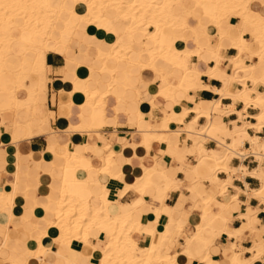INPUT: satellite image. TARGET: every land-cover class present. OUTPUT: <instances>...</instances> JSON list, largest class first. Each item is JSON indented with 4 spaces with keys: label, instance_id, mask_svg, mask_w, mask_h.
Masks as SVG:
<instances>
[{
    "label": "crops",
    "instance_id": "obj_1",
    "mask_svg": "<svg viewBox=\"0 0 264 264\" xmlns=\"http://www.w3.org/2000/svg\"><path fill=\"white\" fill-rule=\"evenodd\" d=\"M251 4L254 10L264 14V0H253ZM191 6L192 0H186L185 4L176 6V11L182 13ZM189 24L196 26L198 24L197 17H191ZM201 26L202 35L199 37V42L207 41L205 35H213L215 42L220 41L218 31L211 25L209 18H205ZM221 27L223 29L241 28L242 24L237 15H230L222 21ZM124 28L125 26L119 30L121 35L125 34ZM99 34L102 35L101 32ZM246 36L249 38L250 46H245L244 50L258 53L259 43L254 41L250 29ZM64 41L70 43L67 37H64ZM80 41V39H76L72 42L67 52L50 51L47 53L45 71L39 76L42 82L39 92L42 95L38 101H34V96H32L37 93V83L34 77L25 76L22 82H19L12 70V64L10 71L0 73V110H3L0 114V192L6 194L16 192L13 206H7L0 202V264H13L16 260L13 250L16 248L21 253L34 250L47 220H55L53 211L49 209L48 196L52 195L51 199L60 197V179L62 177L60 174L63 173L59 170L62 160L56 153L55 145L57 143L62 145L72 143L73 150L81 151L89 159H92L96 167H92L93 170L80 168L77 176L82 179H90V182H94L96 185L98 179L107 182L111 192L110 198L113 199L112 202H115L111 203L109 207L112 214L121 213L127 205L134 203H132L134 205L133 217L141 221V231H133L132 238L139 247H146L152 240L149 233L154 232L155 240L163 251L171 250V253H178L174 264H207V257L216 261L217 264H233L235 253L241 248L245 249L246 264H264V195L260 193L262 180L258 177L261 175L264 178V154L256 153L255 157L243 160V155L233 152L230 148L232 134L235 136L246 134L247 139L244 146L246 148L251 146L250 151L253 150V147L264 144V124L261 125V129H258L259 121L255 117L261 112L260 105L264 106V85L258 83L256 86L263 95L251 91L248 95V102L244 100L234 102L230 96L222 97L217 93L214 89H223L225 86L220 77L203 74V83L193 89L197 73H207L215 67L212 51L216 49V45L212 43L211 50L202 52L201 57L193 55L192 58H186L187 62H192L194 65L193 68L187 70L184 80V85L189 91L181 89L173 97L168 98L157 96L153 103H149L154 95V87H160L162 82L158 78L153 81L152 73L142 72L139 77V73L135 69L131 80L129 79L136 85L134 90L143 93L142 113L147 114L148 119L159 128L156 130L157 134L169 136L168 141L163 143L155 141L152 147L147 149L148 151L133 143V137L136 142L142 140L140 134L149 131V124L144 119L138 121L137 127L128 124L131 119L130 115L136 111V105L132 98L134 91L130 90L126 102L121 103L119 96L122 95L123 90L119 87H116L115 93H111L105 99V112L107 117H110V121L105 127L68 133L70 122L81 123V113H88L91 109L89 106L83 109L78 103H73L70 107L69 119L59 118L60 89L55 85L57 81L64 78V71L66 72L68 69V60L74 58V60L82 62L86 59V52L81 48ZM85 41L92 43L91 37L86 38ZM125 42L129 43V41ZM142 42L144 41L142 40ZM131 44L136 45V41ZM187 44L192 48L195 47L192 39H189ZM25 46L22 43L16 44L13 49L15 55L21 56L26 50ZM88 54L93 58V65L101 64L94 47L89 48ZM238 54V49L232 46L222 51L223 60L220 65L222 69L220 74L232 75L234 65L229 57L235 58ZM246 65L256 66L255 75L258 78L263 77L264 60L260 61L256 56L247 57ZM156 68H160L159 62L156 64ZM59 69H63V71H57ZM169 74L171 75V72H167V76H170ZM244 74V72H239V75L242 76L241 79L245 78ZM92 76L96 81L95 79H101L103 75L94 74ZM116 76L118 75L115 74ZM119 76L123 81L126 77L123 70ZM103 80L105 81L103 85L93 84L91 87L99 88L102 91L108 90V82L112 80V77L105 76ZM170 81L176 83L177 79L171 77ZM245 81L247 86L253 87L252 80L246 79ZM20 86L31 93L29 100L31 106L29 107L28 104L14 110L12 92H19ZM81 86L82 83L79 82L77 87ZM232 86L233 91L244 88V85L239 81H235ZM19 95L26 96L23 91H20ZM72 100L78 102L81 100V96L77 95ZM218 100L221 103L214 105V102ZM176 101H180V105L184 107L191 106L190 101L198 103L203 107L205 114L190 113L185 117L184 123L171 129L160 128L165 114L176 111ZM32 118L33 130L36 132L29 136L26 125L30 124ZM40 120L48 122L51 130L37 133L41 126ZM15 121L20 123L16 125L15 129L17 139L14 141L4 140L2 135L12 131V123ZM179 125L180 130L177 128ZM183 125L196 128L194 127V130L183 129ZM204 132L206 135H203ZM211 132L214 133L213 136L209 135ZM255 136L259 138V141L251 144L248 138ZM203 137L209 138L208 142L205 141L208 149L216 148L219 143L228 148V154L224 160V166L228 168V171L211 170L209 164L199 165L194 151L196 144ZM130 144L132 145L128 146ZM108 145L118 153L116 156L118 167L115 171L120 173V181L135 182L142 174L144 165L153 164L151 167L152 181L148 185L145 184L142 195L129 191L118 203L116 202L123 184L119 180L106 177L98 170V167L103 164L97 155L105 154L103 149ZM86 146L89 148L86 149ZM16 151H18V160L15 157ZM241 163L247 167L244 179L242 172L235 171L241 166ZM17 164L19 165L18 183L14 188L12 182L16 181L14 173ZM66 164L73 167L75 162L68 159ZM228 172H233V176L230 177ZM147 190L150 192H146ZM79 193L82 200L88 199L91 204H102L99 197L100 188L90 191L84 196ZM147 194H150L148 198H146ZM208 196L213 199L211 209L214 216L212 215L208 221H203V216L206 213L204 198ZM178 203L182 204L181 209L185 213L186 221H182L183 227L179 239L175 242L170 241L174 232L169 231L168 241L164 243L163 235L167 231L169 215L162 213L156 220L152 209L166 207L165 211L170 213V208ZM226 203L227 205H225ZM220 204L221 206L225 205L224 209ZM199 233L204 240L196 239ZM57 235L58 229L51 227L49 234L44 238V243L52 252H60L63 256L51 254L46 257L45 261L36 259L33 264H101L102 253L98 250L104 249L105 242L109 240V236L105 232L98 233L95 229L92 230L89 242L96 244V250L78 239H74L70 246L64 245L57 239ZM235 245L236 248H234ZM64 256H68V259ZM152 264L171 263L156 260Z\"/></svg>",
    "mask_w": 264,
    "mask_h": 264
},
{
    "label": "bare ground",
    "instance_id": "obj_2",
    "mask_svg": "<svg viewBox=\"0 0 264 264\" xmlns=\"http://www.w3.org/2000/svg\"><path fill=\"white\" fill-rule=\"evenodd\" d=\"M173 1L0 0V17L5 15L7 11L12 10V13L8 16L7 28L4 29L2 22H0V73L7 70L10 71V65L12 64V70L16 74L19 82H22L25 76L34 77L37 83V93L32 96H34V101H38L42 95L39 92L42 84L39 76L45 71L47 53L50 51L67 52L71 43L76 41V39H80L81 48L86 52V59L82 62L76 61L74 58L68 60V69L66 72L64 71V78L57 81L55 85L56 88L60 89L59 118L69 119L70 107L73 103H78L83 109L87 106L91 107V109L88 113H81V123L74 124L71 121L72 123L70 122L67 132L72 133L89 128L96 129L105 127L110 121V117L108 118L105 112L106 97L111 95V93H115V88L119 87L123 90L122 95L119 96V102L125 103L128 92L133 90L134 96L132 95V98L136 105V111L130 115L131 119L128 121V124L137 127L140 119L148 121L149 131L141 132L140 136L142 140L136 142L134 137L132 139L133 143L137 144L138 147H143L145 150L150 149L155 141L162 143L168 141L169 136L157 134L156 130L159 128L148 119L147 114L142 113L143 93L134 90L136 85L129 81L134 69L138 71L139 77L142 75V72L152 73L154 76L153 81H156V78H158L162 82L160 87H154V95H152V100L149 103H153L157 96L173 97L181 89L189 91L184 85V80L187 70L193 68L194 65L192 62H187L186 58H191L193 55L200 56L205 50H211V44L215 43L216 49L212 51L215 67L211 68L207 73H197V79L193 85V89L203 83L202 75L205 74L210 77L222 78L225 84L224 88L214 90L222 97L230 96L234 102L238 100L248 102V95L251 91H256L259 95H263V93L257 90L256 86L258 83L264 85V75L258 78L254 72L256 66L246 65V59L247 57L256 56L262 61L264 58L263 56L262 58L260 57V52L253 53L250 50H244V47L249 45V38L246 36L248 29H250L254 41L258 42L260 46H264V41L260 39L261 35L264 34V14L251 7L253 0H193L192 6L187 7L182 13L176 11V7L172 3ZM176 1L175 3H179V0ZM183 3L185 4V2ZM230 15H237L239 17L240 23L242 24L241 28L223 29L221 27L222 21L226 20ZM194 16L197 17L198 24L191 26L189 20ZM205 18H209L211 25L217 29L220 41L215 42L213 35H205L207 41L205 43L199 42V37L202 35L201 23ZM147 22L151 24L153 30H148L149 24L145 26ZM143 24L145 27V38L140 39L136 31L140 30ZM124 26H126V31L124 35H121L119 30ZM185 28L186 30H184ZM100 32L102 35L99 34ZM64 37H67L70 43L65 42ZM88 37L92 39L91 44L90 42H86L89 39L85 41ZM189 39L194 41L195 47L192 48L187 44ZM125 41H129V43L127 42V44ZM133 41H136V45L134 46L131 44ZM18 43L26 45V50L21 56H16L13 50L15 48L14 46ZM230 46L238 49L239 54L235 58L229 57L234 65V71L232 75L227 76L220 74V71H222L220 65L223 60L222 51ZM90 47H94L97 51L101 63L98 66L93 65V58L88 54ZM141 58H144L146 61L141 62ZM158 62L160 63L159 69L156 68ZM135 63H139L141 69L133 68ZM122 70L126 76L123 81L119 76L122 74ZM57 71H63V69ZM167 72H171V75L169 74L170 76H167ZM239 72L245 73L244 79H241L242 76L239 75ZM94 74L103 76L101 79H95L96 81H94L92 76ZM115 74L118 76L115 77ZM105 76L112 77V80L108 82V90L103 92L104 90L102 91L99 88L93 89L91 87L93 84L103 85ZM171 77H175L177 82L172 83L170 81ZM246 79L253 81V87L247 86ZM235 81L242 83L244 88L233 91L232 85ZM79 82L82 83L80 88L77 87ZM20 91L25 92L26 96H20ZM19 92H12L14 110L30 103L31 93L21 86ZM77 95L81 96V100L78 102L72 100ZM190 103L192 104L191 106L184 107L180 105V101H176V111L165 114L160 128L171 129L180 123H184L185 117L190 113H196L197 115L205 114L200 104L191 101ZM220 103V100H218L214 102V105H219ZM30 106L31 104H29ZM260 106L261 112L258 116H255L259 121L257 125L258 129H261V125L264 124V106ZM32 122L33 118L30 124L26 125L29 136L36 132L33 130ZM40 122L41 126L37 130V133L51 130L48 122L44 120H40ZM17 124L20 123L18 121L13 122L12 131L9 134L2 135L4 140L14 141L17 139L15 134ZM205 133L203 135H206ZM246 137V134H237V136L232 134L230 148L233 152H237L243 156L252 151L254 154H264L263 143L253 147L252 151L249 150L251 146L246 148L244 146ZM205 139L206 137H203L195 146L194 154L199 165L209 164L211 170L223 169L228 171V168L224 166L228 148L219 143L216 148L208 149L205 145ZM248 139L251 144L259 141V138L256 136L249 137ZM55 146L57 148L56 153L62 160L59 170L63 173L60 174L62 176L60 179V197L51 199L50 196L52 195L48 196L50 200L49 209L53 211L52 214L55 216V220H47L46 226L41 231V237L37 241L38 245L34 250H27L25 253L19 252L17 248L13 250L16 254V260L13 264H33L36 259L42 262L45 261L46 257L51 254L61 255L60 252H52L44 243V238L49 234L51 227L58 229L57 239L62 244L70 246L74 239H78L90 245L95 250L96 244L89 242L92 230L95 229L98 233L107 232L109 234V240L105 242L104 249L98 250L102 253V260L100 259L101 264H152L156 260L159 262L168 261L174 264L177 260L178 253H171V250L163 251L160 244L155 240L154 232L149 233L152 240L146 247H139L138 243L133 240V231H141V221L133 217V202H130L131 204L127 205L123 212L112 214L109 207L111 203L115 202H112L113 199L110 198V187L106 181L99 179L97 181V186L100 188L99 197L102 200L101 205L91 204L88 199L82 200L78 192L84 186L90 188L92 183L90 179L79 178L77 172L80 168L92 169L96 165L92 162V159H89L81 151L73 150L72 143L64 145L57 143ZM111 147L109 145L105 146L103 149L105 154L97 155L103 164L101 167H98V170L106 177L120 181V173L115 171L118 167L116 159L118 153L113 151ZM88 148L89 146H86V149ZM15 157L18 160V151H16ZM68 159H72L75 162L73 167H69L66 164ZM18 164L14 173L16 175V181L12 182L14 188L18 183ZM152 166L153 164L148 166L144 165L142 174L133 183L124 182L125 180L123 179V181H120L123 185L116 199L117 203L129 191H134L136 194L142 195L145 184L147 183L148 185L152 181ZM246 168L241 163V166L235 169V171L242 172V178L244 179V176L247 174ZM228 173L230 177L233 176V172ZM258 177L262 180L260 193L264 195V178L261 175H258ZM15 197L16 192L7 194L0 192V202L4 205L13 206ZM204 202L206 205V213L203 216V221H208L213 215L211 209L213 199L208 196L204 198ZM225 205L221 206L220 204L223 209ZM165 208L156 207L152 210H154L153 213L156 220L160 218L159 216L162 213L169 215L166 226L167 231L163 235V242L168 241L169 231L174 232L173 238L170 241L175 242L180 237L183 227L182 221H186L185 213L181 209V203L170 208V213H167ZM5 211L7 212V210ZM196 239L204 240L200 233L196 236ZM236 247L235 245L234 248ZM244 251L245 249L241 248L240 251L235 253L233 264H246ZM64 257L68 259V256ZM206 261L207 264H217L210 257H207Z\"/></svg>",
    "mask_w": 264,
    "mask_h": 264
},
{
    "label": "rangeland",
    "instance_id": "obj_3",
    "mask_svg": "<svg viewBox=\"0 0 264 264\" xmlns=\"http://www.w3.org/2000/svg\"><path fill=\"white\" fill-rule=\"evenodd\" d=\"M186 0H179L178 2L179 3H175V2H177L176 0H174L172 3H173V6L174 7H176V6H181L182 4H183V2H185ZM193 1V0H192ZM3 11H6V10H3ZM12 13V10H9V11H7L6 13H5V15H3V16H1L0 17V22H2V26H3V28L5 29V28H7V24H8V16H10V14ZM6 14H8V15H6ZM10 18V17H9ZM6 20V21H5ZM147 24H149L148 22L145 24V26H147ZM181 28V27H180ZM125 31H126V26H125ZM123 29V30H124ZM187 29H188V27H187ZM148 30H153L152 28H151V24H149L148 25ZM184 30H186V28L184 29ZM136 32H138V36H140V39L142 38V39H144L145 38V27H144V24H143V26L140 28V30H138V31H136ZM184 34V33H183ZM251 35H252V33H251ZM262 41H264V34L263 35H261V38H260ZM258 43V42H257ZM259 47H260V50H259V54H260V57L262 58V56H263V53H264V46L262 47V46H260L259 45ZM192 58V57H191ZM142 59V60H141ZM141 59H139V60H141V62L143 61V62H145L146 60L145 59H143V58H141ZM136 64V65H135ZM134 64V66H133V68H138V69H141V67H140V64L139 63H135ZM139 64V65H138ZM103 92H105V90L103 91ZM4 111H8V110H4ZM3 112V110H0V114ZM194 127L195 126H186V125H183V128H185V129H190V130H194ZM179 130H180V125L177 127ZM196 128V127H195ZM209 135L210 136H213L214 135V133L213 132H211V133H209ZM182 137V136H181ZM186 137H187V135H186ZM209 141V138L208 139H206V142H208ZM205 142V143H206ZM247 152V151H246ZM189 161V160H188ZM191 165L193 164V163H190ZM93 184L91 185V188L90 189H87L86 188V186H84L83 188H82V190L81 191H79L80 193L79 194H81L82 196H84V195H87V194H89V192L90 191H94V190H98L99 188L97 187V185L94 183V182H92ZM146 192H150L149 190H147ZM151 194V193H150ZM150 194H147V197L146 198H148L149 196H150ZM151 196H153V194H151ZM147 202V201H146ZM108 236H109V234L107 233V232H105Z\"/></svg>",
    "mask_w": 264,
    "mask_h": 264
},
{
    "label": "built area",
    "instance_id": "obj_4",
    "mask_svg": "<svg viewBox=\"0 0 264 264\" xmlns=\"http://www.w3.org/2000/svg\"><path fill=\"white\" fill-rule=\"evenodd\" d=\"M244 156H245V157H244L243 160H245V159H247V158H249V157H255V155H254L253 152H249V153L245 154Z\"/></svg>",
    "mask_w": 264,
    "mask_h": 264
}]
</instances>
